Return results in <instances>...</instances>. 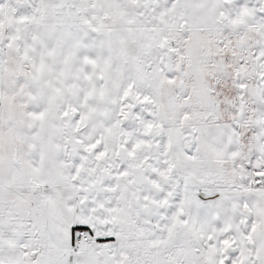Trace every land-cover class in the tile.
<instances>
[{
    "label": "snow or ice",
    "instance_id": "6c2138e0",
    "mask_svg": "<svg viewBox=\"0 0 264 264\" xmlns=\"http://www.w3.org/2000/svg\"><path fill=\"white\" fill-rule=\"evenodd\" d=\"M0 264H264V0H0Z\"/></svg>",
    "mask_w": 264,
    "mask_h": 264
}]
</instances>
